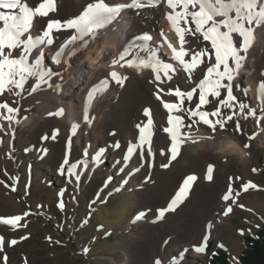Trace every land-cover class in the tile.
Listing matches in <instances>:
<instances>
[{
	"label": "bare ground",
	"instance_id": "6f19581e",
	"mask_svg": "<svg viewBox=\"0 0 264 264\" xmlns=\"http://www.w3.org/2000/svg\"><path fill=\"white\" fill-rule=\"evenodd\" d=\"M29 2L33 3L34 0H29ZM88 2L89 0H57L58 12L50 15L64 23L81 14ZM110 2H129V0H110ZM165 11L168 10L164 6L157 9H126L123 11L118 22H114V26H109L104 30L102 36L91 42L87 48L79 51L78 55L72 59L71 69L63 74L64 81L61 82L63 90L59 94L52 90H45L27 95L28 87H26L22 97L0 96V102L7 100L11 106L20 109L15 120L11 122L10 128V122L0 120V124H3L4 129L8 132L7 135L0 132V139L3 140V146L0 147V160L2 155L17 156L14 152V140L17 138L18 126L28 127L32 133L30 140L38 137V140L35 141L36 151L42 156L40 149H48L47 155H44L42 160L54 175L57 185L68 182V179L60 176L57 172L64 156L67 154L70 163L77 164L76 172L81 173V181L77 184L74 177L70 178L72 183L79 188L77 200L86 196L90 197V195L99 199L104 194L110 195L123 188L136 190L137 197L133 202L132 212L128 219L119 225V229L129 233L131 240L125 249L102 256L111 264H154L155 260L150 262V258L152 249L155 247L157 248L155 251L157 258L161 259L163 264H171L172 258L179 256L182 252L185 254L178 264H185L189 257H202L211 235L214 234L218 240L223 236L225 230L216 229L215 225L223 223L227 215L231 213L224 214L228 207H231L232 210L236 208L238 201L236 189L245 185L244 181L238 178L233 177L229 180V161L225 162L224 169H219L214 165L215 161L220 158L235 155L233 149L229 147L232 142H237L239 147L247 152L241 145L242 133L236 134L234 130L229 129L231 132L217 131L213 134L208 126L201 123L186 127L191 123V120L197 119L191 118L190 120L186 113H173V115H181L185 118V127L181 128L180 133L182 147L177 159L171 162V166L162 167L161 165L168 161L170 153L161 155L160 150H167L171 141L167 133L162 131L165 126H168L166 125L167 112L152 95L156 85L148 83L150 75L148 72L138 73L127 66L121 67L120 64L124 62H118L115 66L111 65L113 59L118 60L119 54L133 36L143 32L153 35L154 40L151 42L153 46H157L166 38L168 42L178 47V37L175 36L163 16ZM137 12L140 14L137 15ZM47 19L42 18L41 26H46ZM161 31L164 32V37L160 35ZM71 34L72 30H61L54 33L57 43L65 40ZM186 39L194 40L195 38L186 37ZM158 56L165 62L166 59L159 52ZM45 64L49 68L55 69L50 59L46 58ZM203 67L202 65L201 68ZM112 71L117 72L120 76L129 77L125 81L124 87H120L112 80L110 76ZM262 73H264V39H258L247 54L240 75L233 83L237 85L234 88V95L254 111L255 125L262 134V136L260 135L261 141L264 140V119L261 118L264 113L261 112L260 99L264 95V90L259 88V83L264 81ZM197 75L202 76V73L198 70ZM101 81H106L107 85H102ZM171 84H178L182 90L191 87L186 83L183 72L175 76ZM94 86L97 90L93 99L88 101L87 93ZM161 87L167 89L168 85H161ZM161 98L165 102H176L173 97L164 93H161ZM13 101L16 103L12 104ZM196 103H198V99L194 98L191 102L185 101L184 107L193 108ZM86 105H90V119L94 118L91 126L83 121V108ZM33 106L38 107V111H35L33 116H26L25 109ZM148 106L154 109L155 135L152 146L154 156L142 160L134 153L127 163L125 174H118L119 168L124 163L123 156L126 154L127 146L130 142H138V132L134 123H137V119L140 121L147 119L142 117L141 113L142 109ZM207 106L212 109L215 104ZM207 106L201 110H206ZM60 108L64 109L63 116L50 117L48 115ZM0 114L6 115V112L0 110ZM211 119L215 120L216 118L212 117ZM73 123L79 124L75 136H71L70 133ZM56 128L59 129V134L54 140L51 138L47 141L41 140L43 135L51 136L53 129ZM113 131L117 135L109 134ZM69 138L72 141L70 148ZM114 141L120 142L119 149L111 146ZM102 148L106 150L105 155L101 162L96 163L93 156L98 149ZM85 150L88 152L87 156L84 155ZM22 159V157H17L19 163ZM85 160L87 169L82 163ZM249 160L250 156L248 155L241 163ZM209 164L214 165L212 181L205 178L206 168ZM106 167L107 172L104 173L103 170ZM129 170H132L134 174L126 175ZM188 174H195L198 177L188 198L176 212L166 213L164 219L157 220L156 210L167 204L169 198L174 195L182 183V179ZM122 175L129 180L127 185L122 183ZM109 177L113 179L107 187H104ZM229 184L233 188L232 199L224 202L222 195L227 191ZM61 200L65 205L63 210L58 207ZM66 202L65 194L62 197L59 196V200L50 206V210L57 215L66 216ZM80 204H84V200ZM149 209L151 211H147ZM141 210L147 211L146 218L132 223L134 215ZM10 212L8 207L0 204V217H12ZM182 219L184 221L181 227L179 224ZM154 220L156 222H153ZM208 223L213 225L211 229L207 228ZM89 226L90 224L87 228ZM23 230L24 226L14 232L11 229H6L5 226H0V235L7 236V239L10 240L11 233L19 236ZM205 236H208L206 241L204 240ZM163 241L164 243H162ZM31 242L32 240L29 243ZM18 243L20 242L18 241ZM197 247H202L204 251L196 252ZM185 250L187 251L185 252Z\"/></svg>",
	"mask_w": 264,
	"mask_h": 264
},
{
	"label": "snow or ice",
	"instance_id": "6c2138e0",
	"mask_svg": "<svg viewBox=\"0 0 264 264\" xmlns=\"http://www.w3.org/2000/svg\"><path fill=\"white\" fill-rule=\"evenodd\" d=\"M161 6L168 10L163 13V16L175 36L178 37V47L168 42L166 38L162 43L153 46L151 43L154 40L153 35L143 32L133 36L119 54L118 60L113 59L111 65L115 66L118 62H124L120 64L121 67L127 66L138 73L148 72L150 74L148 83L156 85L152 95L167 112L166 125L168 126H165L162 131L167 133L171 143L167 150L161 149L160 154L170 153L168 161L161 165L164 168L170 167L171 162L176 160L180 153L182 147L180 133L181 128L185 127V118L181 115H173V113H186L190 120L197 118L191 120L186 127L201 123L208 126L213 134L217 131L231 132L227 126L229 122L234 121L235 111L239 110L242 115L244 114L246 105L243 102L237 105V97L234 95V88L237 85L233 82L240 75L250 49L258 39H264V0H129V2L116 3L110 0H89L81 14L64 23L50 15L58 12L57 0H34L33 3L29 0H0V96L22 97L25 94L26 85H28L27 95L45 90H52L59 94L63 90L61 83L64 81L63 74L71 69L72 59L78 55L79 51L87 48L91 42L102 36L109 26H114V22H118L123 11L126 9H157ZM139 14L137 12V15ZM42 18H48L45 22L46 26H41ZM61 30H72V34L57 43L54 33ZM160 35L164 37L165 34L161 31ZM186 37L195 39L189 40ZM164 44H167L170 50L172 62H163L158 56ZM46 58L50 59L55 69L45 64ZM202 65L203 68H201ZM198 70L202 76L197 75ZM181 72L185 74L186 83L191 85L190 88L182 90L178 84H171L174 77ZM261 75L264 76V73ZM110 76L120 87H124L125 81L129 79L128 76H120L115 71H112ZM101 84L106 86L107 82L101 81ZM165 84L168 85L167 89L161 87ZM259 88L264 90V81L259 83ZM96 90L94 86L87 93L88 101L93 99ZM161 93L173 97L176 102H165L161 98ZM194 98L198 99V103L193 108H185V101L191 102ZM260 99L261 112L264 113V95ZM14 103L16 101L12 102ZM212 104H215L214 108L201 110L204 106ZM89 107L90 105H86L83 108V121L91 126L94 118L90 119ZM0 110L6 112V115L0 114V120L10 122V128L11 122L15 120L20 109L11 106L5 100L0 102ZM224 110H228V114H225ZM249 111L253 110L249 109ZM63 114L64 109L60 108L48 115L61 117ZM141 115L147 119L134 125L138 132V142H130L127 146L126 154L123 156L124 163L119 168L118 174H125L127 163L134 153L142 160L154 156L152 147L155 135L154 109L151 106L144 107ZM261 118L264 119V116ZM78 127V123L72 124L71 136L76 135ZM234 131L236 134L241 131L238 121H235ZM0 132L8 134L3 124H0ZM58 134L59 129H53L51 136L43 135L41 140L47 141L50 138L54 140ZM109 134L117 135L114 131ZM71 143L69 138V148ZM2 146L3 140L0 139V147ZM111 146L119 149L121 145L119 141H114ZM244 147L249 148L250 144L246 142ZM40 151L41 158H43L47 155L48 149L42 148ZM105 151L103 148L96 151L93 156L96 163L101 162ZM84 155H88L87 150ZM82 163L87 169V161H82ZM76 168L77 164L70 163L66 154L57 172L68 179L69 183L72 182L70 178L74 177L75 182L79 184L81 173H77ZM133 174L134 172L129 170L126 175ZM205 178L208 181L214 179V165L207 166ZM112 179L109 177L104 187H107ZM197 179L195 174H188L184 177L167 204L156 210V219L162 220L166 213L176 212L188 198ZM128 182L129 180L122 175V183L127 185ZM243 187L247 191L257 186L248 183ZM232 193L233 188L229 184L227 191L222 195V200L230 201ZM59 195L62 197L64 193L61 192ZM58 207L61 210L64 209L65 205L62 200ZM147 211L141 210L135 214L132 223L144 220ZM231 211L232 208L228 207L224 214L227 215ZM22 219L21 216L0 217V226L16 230L24 226L20 223ZM87 222V220L84 221L85 224ZM212 227L211 223L207 224L208 229ZM22 239H27V237ZM207 239L208 236H205L204 240ZM17 243L15 238L6 242L5 237L0 235V264H8L6 244L8 247H14ZM195 251L202 253L204 249L197 247ZM184 254L182 252L179 256L173 257L171 264H178ZM154 264H163V261L157 258Z\"/></svg>",
	"mask_w": 264,
	"mask_h": 264
},
{
	"label": "rangeland",
	"instance_id": "374dc122",
	"mask_svg": "<svg viewBox=\"0 0 264 264\" xmlns=\"http://www.w3.org/2000/svg\"><path fill=\"white\" fill-rule=\"evenodd\" d=\"M240 102L237 98V105ZM209 109L207 106L206 110ZM249 109L246 106L243 115L236 110L234 121L229 122L227 127L234 130L235 121L239 122L243 135L241 145L244 147L246 142L250 144L249 148L244 147L250 160L241 163L236 155H232L218 159L214 165L224 169L225 162L229 161V180L234 177L257 187L247 191L243 186L236 189V208L227 215L226 221L215 225L216 229L225 230L223 236L218 240L212 234L204 255L189 257L185 264L206 262L218 250L226 251L230 261L236 262L246 248L245 237L264 228V140L261 141L262 134L255 125L254 111ZM35 111H38V107H29L25 109V115L33 116ZM225 114H228V110H225ZM17 131L14 140L17 156L2 155L0 160V204L11 210V216L23 217L21 224L24 225L21 235L10 234L11 239H18L20 243L14 247L5 246L10 260L8 264H111L102 256L125 249L131 240L129 233L119 229V225L132 212L136 190L123 188L110 195L104 194L99 199L90 195L77 200L79 188L74 183L57 185L54 175L35 149L38 137L30 140L32 133L28 127L18 126ZM17 157L23 158L20 163ZM103 172H107V167ZM61 192L67 197L66 216L50 210V206L59 200ZM83 200L84 204H80ZM88 224L90 226L87 228ZM23 237L27 239L23 241ZM156 249H152L150 262L157 258Z\"/></svg>",
	"mask_w": 264,
	"mask_h": 264
},
{
	"label": "trees",
	"instance_id": "16d2710c",
	"mask_svg": "<svg viewBox=\"0 0 264 264\" xmlns=\"http://www.w3.org/2000/svg\"><path fill=\"white\" fill-rule=\"evenodd\" d=\"M246 248L236 262H231L226 251L218 250L206 262L192 264H264V228L245 237Z\"/></svg>",
	"mask_w": 264,
	"mask_h": 264
},
{
	"label": "clouds",
	"instance_id": "9594fccd",
	"mask_svg": "<svg viewBox=\"0 0 264 264\" xmlns=\"http://www.w3.org/2000/svg\"><path fill=\"white\" fill-rule=\"evenodd\" d=\"M229 147L231 149H233V151L235 152V155L238 157V159L240 160V162H244L246 157L248 156V153L245 152L244 150H242L239 147V144L237 142H232Z\"/></svg>",
	"mask_w": 264,
	"mask_h": 264
}]
</instances>
